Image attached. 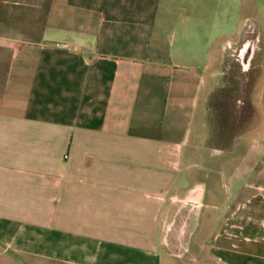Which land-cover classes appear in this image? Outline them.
Returning <instances> with one entry per match:
<instances>
[{
  "label": "crops",
  "instance_id": "crops-1",
  "mask_svg": "<svg viewBox=\"0 0 264 264\" xmlns=\"http://www.w3.org/2000/svg\"><path fill=\"white\" fill-rule=\"evenodd\" d=\"M252 19L264 0H0V264H165L168 200L223 198L209 225L231 231L196 263L264 264L245 204L264 194V46L235 45ZM234 53L259 72L241 98Z\"/></svg>",
  "mask_w": 264,
  "mask_h": 264
},
{
  "label": "rangeland",
  "instance_id": "rangeland-1",
  "mask_svg": "<svg viewBox=\"0 0 264 264\" xmlns=\"http://www.w3.org/2000/svg\"><path fill=\"white\" fill-rule=\"evenodd\" d=\"M235 7V23L238 21L239 11L238 8H242V5H234ZM261 8L260 6H257ZM256 8V9H259ZM181 16L185 15L183 11H179ZM261 14V13H260ZM241 19L244 17L239 16ZM261 17L263 15L261 14ZM233 20V23H234ZM244 19L240 23H243ZM249 40L250 44L256 47L264 46V20L255 21L252 19L246 25L244 35L236 42V47L240 46L243 41ZM235 55L229 58V74L232 77L233 85L229 89L233 91L237 97H242L243 91L246 92L248 86L244 87L243 82L248 78L250 73V85L251 90L254 91L256 84L254 82L258 79V67L256 60L251 63V69L249 71H242V64L235 60ZM244 89V90H243ZM225 91V90H224ZM242 106V102L237 103ZM237 109V108H236ZM240 111V110H239ZM251 141H257V137L252 136ZM249 202L246 200L245 204L251 208V220L258 222L264 220V215L259 217V209L264 211V194H254L250 196ZM228 198H223L219 203H222L221 208L213 210L208 205H193L183 203L178 199H169L166 206V213L161 217V228L159 230V251L165 260V264H197L195 261V255L200 252L204 247L203 243L215 236L218 231H231V230H216L212 229L209 222L223 221L231 217V208H234L233 201ZM228 202V203H227ZM244 205V204H243ZM253 236H258L262 229L255 227L248 230ZM198 243V244H197Z\"/></svg>",
  "mask_w": 264,
  "mask_h": 264
}]
</instances>
